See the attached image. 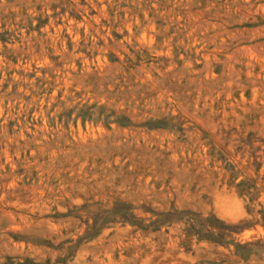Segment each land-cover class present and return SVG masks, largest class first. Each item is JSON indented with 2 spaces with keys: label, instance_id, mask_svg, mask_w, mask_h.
<instances>
[{
  "label": "rangeland",
  "instance_id": "1",
  "mask_svg": "<svg viewBox=\"0 0 264 264\" xmlns=\"http://www.w3.org/2000/svg\"><path fill=\"white\" fill-rule=\"evenodd\" d=\"M0 264H264V0H0Z\"/></svg>",
  "mask_w": 264,
  "mask_h": 264
}]
</instances>
